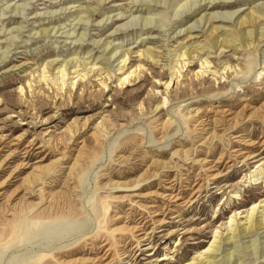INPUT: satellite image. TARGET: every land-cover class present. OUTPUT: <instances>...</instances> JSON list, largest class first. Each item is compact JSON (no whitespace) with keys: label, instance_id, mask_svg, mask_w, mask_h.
Instances as JSON below:
<instances>
[{"label":"rangeland","instance_id":"rangeland-1","mask_svg":"<svg viewBox=\"0 0 264 264\" xmlns=\"http://www.w3.org/2000/svg\"><path fill=\"white\" fill-rule=\"evenodd\" d=\"M203 2L0 0V129L8 137L0 145V264H196L199 253L209 255L203 252L214 235L231 234L227 227L235 223L227 221L234 213L242 228L247 213L239 212L252 203L264 215V39L209 49L225 32L239 37L264 28L258 7L264 0H230L213 10H239L242 18L257 11L252 22L235 27L236 13L216 32L200 24L186 33L209 12L198 7ZM145 19L153 22L144 25ZM70 60L67 69L79 74L73 89L70 79L61 91L51 76L37 78L48 62ZM205 60L204 74L196 76ZM138 64L140 75L137 70L119 86ZM101 115L113 126L95 142L92 123ZM84 119L89 127L70 139L65 126ZM41 132L60 140L45 143ZM234 150L259 154L263 165L242 164ZM193 186L200 188L197 201L183 205ZM169 194L183 198L172 201ZM137 224L151 231L150 240L121 259L136 245L129 228ZM234 240L220 247L214 264H264V229Z\"/></svg>","mask_w":264,"mask_h":264},{"label":"bare ground","instance_id":"bare-ground-1","mask_svg":"<svg viewBox=\"0 0 264 264\" xmlns=\"http://www.w3.org/2000/svg\"><path fill=\"white\" fill-rule=\"evenodd\" d=\"M27 1H30V0H27ZM135 2H136V0H134ZM202 1V0H201ZM204 2H203V4H200L198 7L200 8V7H202V8H204V10H207V11H209L208 13H203V15L199 18V19H196L195 21H194V23H193V26H190V27H188V28H186V33H192L193 31H195V28L197 27V28H199L200 27V24H201V28L202 27H204L205 25H208L209 27H212L211 28V32H216L217 30H218V28H219V26H226V25H224V23H226L228 20L227 19H229V20H231L232 18H233V16L236 14V13H238L237 15H236V17L234 18V20H233V22H234V24H235V27H237V26H242V24H244V22H245V20L246 19H248V21H254L256 18H257V16L254 14L255 12H257V11H253V10H251V11H249L243 18L241 17V13L242 12H238L239 10H236V11H233V12H231L229 15H221V14H218L217 12H214L213 10L215 9V8H225V7H227V6H229L230 5V0H207V2L205 3V1L206 0H203ZM117 5H119V4H115V6H117ZM183 6H185V3L184 4H182L181 5V7H183ZM261 10H264V3H262L261 4V7L260 6H258ZM190 8V7H189ZM17 9V8H16ZM19 9V8H18ZM23 10H24V8H23ZM258 10V9H257ZM17 11H19V10H17ZM185 11V10H184ZM212 11V12H211ZM36 15V14H35ZM79 20V19H78ZM78 22V21H77ZM80 22H81V20H80ZM153 21H151V20H147V19H145V23H144V25H147L148 23L150 24V23H152ZM232 22V23H233ZM79 23V22H78ZM82 23V22H81ZM149 29H151V28H149ZM245 29V28H244ZM17 31H19V29H16ZM254 31V30H253ZM253 31H247L243 36H239V37H234L233 36V34H231V33H223V34H221L222 36H224L222 39H215L216 41H214L211 45H209V49H215V51L216 50H219V49H222V48H234V49H237V48H244V47H246V46H250V45H259L262 41H263V39H264V28L263 27H261V28H259V29H257V30H255V32H253ZM180 32H177V34H179ZM242 34V33H241ZM236 42H238V44H236ZM98 42H96V44H97ZM105 47V46H104ZM191 48V47H190ZM193 48V47H192ZM195 48V47H194ZM202 48V47H201ZM105 49H107V48H104V50ZM203 49L205 50V48L203 47ZM202 49V50H203ZM103 50V51H104ZM189 50V49H188ZM199 50V49H198ZM186 51V50H185ZM208 51V54L210 53L209 52V50H207ZM214 51V50H213ZM212 52V51H211ZM185 53L186 52H184V53H178L177 55H176V57L177 58H179L180 56H183V55H185ZM140 54H142V56H146L147 54H146V51L144 50V51H142V53H140ZM149 55V54H148ZM122 57V56H121ZM147 57V56H146ZM180 59V58H179ZM186 59V58H185ZM119 61H118V65L120 64V63H122V62H124V59L122 58H120V59H118ZM177 60V59H176ZM181 60H183V59H181ZM180 60V61H181ZM55 61V60H54ZM54 61H50V62H46L47 64H48V66H43L42 67V70H41V72H40V74H38V77L37 78H39V81H44V82H46L47 81V77H49V76H51L50 77V81H51V84L53 83V84H55L56 86H57V88L59 89V90H63L64 89V87H65V85H66V81L67 80H73V81H70V83H69V85H71V88L73 89L74 88V86L76 85V81H74L78 76H79V74H77V69H74V68H72V69H70V67H69V69H67V66H70L71 65V63H72V61L70 60V62L68 61V62H66L65 64H62V65H59V66H53V63H54ZM177 62V61H176ZM30 63V62H29ZM182 62H180V64H181ZM205 63L207 64V61L205 60V61H203V62H201V66H200V69H198V71L196 72V76H202L203 74H204V70H205V68L207 67L206 65H205ZM96 64V63H95ZM187 64V62H183V65L181 64V66H180V68L181 69H183V67H185V65ZM26 64L25 63H22V64H20V66L19 67H22V66H25ZM75 65V64H74ZM87 65V63H85V66ZM125 64H123L122 66H120L118 69L119 70H121L122 69V67L124 66ZM84 66V67H85ZM94 66V64L90 67V69H92V67ZM87 67V66H86ZM125 67V66H124ZM172 67V66H171ZM179 68V69H180ZM142 69V68H141ZM171 69H173V68H171ZM180 69V70H181ZM223 69H231V67L230 66H228V65H226ZM53 70H55V72H53ZM137 70H138V72H137ZM180 70L179 71H177V73H179V77H180ZM176 71V70H175ZM137 72V74L136 75H138L139 73H140V65L138 64V65H136V67L133 69V70H131V71H129V72H125L124 74H123V77H121V79H119V86L120 85H124L125 83H129L130 82V78L132 77V74H134V73H136ZM174 72V71H173ZM174 73H176V72H174ZM226 73H227V71H226ZM48 74V75H47ZM69 74H71V75H73V74H76L75 76H72L71 78H67L66 79V77L69 75ZM140 75V74H139ZM84 75L82 74V76H80V77H83ZM172 76V75H171ZM177 76V75H176ZM134 77V76H133ZM172 78V77H171ZM78 80V79H77ZM82 79H80V81H81ZM170 81L168 82V83H165L166 84V87H168L169 86V84L171 83V79H169ZM38 81V82H39ZM30 82V81H29ZM29 82H28V84H29ZM48 83V82H47ZM27 84V85H28ZM48 85V84H47ZM101 85L103 86V88H106L107 87V85L104 83V82H101ZM30 86V85H29ZM29 86H28V88H29ZM31 88V87H30ZM19 90H20V92H22V90H23V87H19ZM166 102H167V99L164 97L163 98V101L161 102V105H159L160 106V108L162 109L163 107H164V105L166 104ZM157 107H158V105H157ZM195 111V110H194ZM193 111V112H194ZM196 111H197V113H198V110L196 109ZM191 113V112H190ZM195 113V112H194ZM196 113V114H197ZM169 122H170V118L168 117L167 119H165V120H163L162 121V125L164 126V125H167V124H169ZM161 123V122H160ZM111 126H113V125H111L110 124V122H109V119L105 116V115H101L95 122H93L92 123V128H91V131H92V133H91V137L95 140V142H99V140H100V137L101 136H104L105 135V133H107V132H109V130L111 129ZM122 126V125H121ZM89 127V123H88V121H87V119H84L80 124H79V122L78 123H76V121L75 120H73V121H71L70 123H68L66 126H65V128H64V132H66L68 135H69V137H70V139H74L77 135H79V133L80 132H82V131H84L86 128H88ZM4 128H1L0 129V145L1 144H3V143H5V141L8 139V137H6V134H4V130H3ZM48 131V130H47ZM42 133V132H41ZM25 135H27L26 133H25V131L24 132H22V133H19V134H17V135H15L14 137H12V139L10 140L11 141V146H15V145H19L20 144V142H22V140L25 138ZM50 132H43L42 134H41V136H42V140H43V142L45 141V143H48V144H53V145H55L56 143H57V141H59L60 139H59V137H56V138H52V136L50 135ZM46 136H49L48 138L46 137ZM56 136V135H55ZM58 136H60V135H58ZM45 137L47 138V139H45ZM45 139V140H44ZM72 141V140H71ZM33 142H34V138L33 139H31V140H29L28 141V144L27 145H25V149L26 148H29V147H31L32 145H33ZM6 144H8V143H6ZM84 146V145H83ZM39 147H41L40 145L39 146H37L36 148H39ZM54 148V147H53ZM24 149V150H25ZM2 150V148H0V151ZM16 150H17V147L15 148V149H13L12 151H11V153H17L16 152ZM234 151H238L239 152V156L237 157V158H240V161H241V163L243 164H246V163H248L249 161H254L256 164H258V166L256 167V169H258L259 168V165H263V163L261 164L260 162L258 163L257 161L258 160H256V158L259 156V154H256V153H252V152H250V151H245V150H234ZM27 153H28V151H26ZM25 152V153H26ZM13 155V154H12ZM10 156V155H9ZM78 157V156H77ZM8 158V157H7ZM7 160V159H6ZM77 162H78V159L76 158L75 159V161H74V163L71 165V167H70V172H72L73 171V169H74V167L76 166V164H77ZM41 168V167H40ZM69 172V175L71 174ZM262 172L260 171V170H258V174H261ZM258 174H255V175H252L251 176V178L252 179H254ZM212 175V174H211ZM219 177H221V175L218 173V174H213L212 176H211V178H210V180H212L213 182H212V184H214V183H218L217 181H218V179H219ZM39 179V178H38ZM256 180L258 179V177H256L255 178ZM254 179V181H256ZM194 187L195 186H193L191 189H189L190 191H191V195H190V197L189 198H187L186 200H184L183 202H184V204L183 205H187V204H189V205H192L193 203H195L196 201H197V194H199V192H200V188L199 187H196L195 189H194ZM222 187H224V186H222ZM221 188V187H220ZM220 188H218V189H220ZM165 196H167V198L168 199H170V200H172V201H178V200H181L183 197H181L179 194H176V195H173V196H171L170 194L169 195H165ZM167 199V200H168ZM198 199H199V197H198ZM257 209H258V207H257V203L256 202H254V203H252L251 205H250V207H249V209H247V210H244L243 212H239V214L240 213H247L246 214V216L245 217H247V219H248V225L246 226V227H241V225L238 223V222H236V219H235V217H236V214L234 213L232 216H230V219L227 221L228 223H230V222H232V223H235V225H234V227L232 228V225L233 224H229L228 225V227L227 228H230L229 230L230 231H232L231 232V234L229 233L228 235V237H225V238H221V232L219 233V234H217V231H216V234L217 235H214V240L211 242V244L205 249V251L203 252V253H209V255L207 256V258L206 259H204V258H201V256H202V253H199V256H198V261H196L197 263L196 264H214V261H213V259H215L216 258V255H215V253H217V251L218 250H220V247L222 246V245H230V244H233V243H235V241L236 240H234V239H236V238H239V237H241V236H246V237H248V236H250V234L253 232H256L257 230H259V229H264V215L263 214H261V215H259V216H257ZM250 210V211H249ZM248 211L250 212L249 214H248ZM235 212V211H234ZM262 213V212H261ZM180 214V213H179ZM237 214H238V212H237ZM244 217V218H245ZM162 222V221H161ZM160 222V223H161ZM158 224V223H157ZM128 226H126V228H127ZM129 229H131V231L132 232H135L136 233V235H135V238H136V245L135 246H133V247H131L129 250H127V251H122L121 253H120V256H121V259H128L129 257H131V254L134 252V249H136L139 245H140V243L142 244V243H144V242H147V241H149L150 240V235H151V231H146L145 230V227H144V225H135L133 228H129ZM226 229V228H225ZM218 239V241H217V244H215L214 246H212V244L216 241ZM125 244V243H124ZM141 246H144V244L143 245H141ZM146 248H148L149 247V244L147 245V246H145ZM211 247H213V248H211ZM123 248V247H122ZM146 248H144V249H146ZM222 249V248H221ZM126 250V249H125ZM107 251V250H106ZM211 253V254H210ZM106 254V252L104 253V255ZM228 258V257H227ZM226 258V259H227ZM99 259V258H98ZM98 259H95V261H98ZM163 259H165V258H161V260H163ZM229 259H230V256H229ZM94 260V259H93ZM92 260V261H93ZM113 260V259H112ZM130 260V259H129ZM88 261H90V260H84V261H82V262H88ZM99 264H103L102 263V261H100V263ZM104 264H114V263H112V261H111V259H110V261H108L107 263H104ZM185 264H193V263H191V262H187V263H185Z\"/></svg>","mask_w":264,"mask_h":264}]
</instances>
